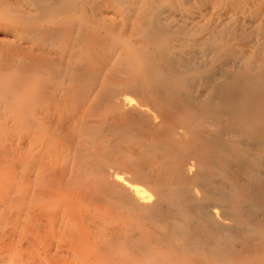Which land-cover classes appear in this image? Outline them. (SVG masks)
<instances>
[{
  "label": "bare ground",
  "instance_id": "6f19581e",
  "mask_svg": "<svg viewBox=\"0 0 264 264\" xmlns=\"http://www.w3.org/2000/svg\"><path fill=\"white\" fill-rule=\"evenodd\" d=\"M8 129L35 252L264 264V0H0Z\"/></svg>",
  "mask_w": 264,
  "mask_h": 264
},
{
  "label": "rangeland",
  "instance_id": "374dc122",
  "mask_svg": "<svg viewBox=\"0 0 264 264\" xmlns=\"http://www.w3.org/2000/svg\"><path fill=\"white\" fill-rule=\"evenodd\" d=\"M7 136V147L12 148L10 154L5 156V159L0 157V188L10 190L13 196V192L15 191L14 181H15V163L13 157V149L15 148V133L8 129ZM11 130V131H10ZM2 141L4 139L2 138ZM0 144H1V136H0ZM1 151V148H0ZM1 156V155H0ZM9 166V167H8ZM3 190H0L2 193ZM4 202L2 200V205H0V264H63V260H65V255L68 254V259H76L73 251L68 253H64V255H54V257H60L56 260V263L53 256H48L43 253V251L35 252L32 247V239L28 233H23L20 230H17L16 222H15V212L12 202ZM8 204V206H7ZM6 205V206H5ZM14 212V213H13ZM20 231V232H19ZM15 232V233H14ZM22 234V235H21ZM30 237V238H29ZM29 239V240H28ZM28 241V242H27ZM26 242V244H25ZM45 242L42 241V245L39 246L40 249L43 250V244ZM52 243V242H50ZM28 244V245H27ZM32 251V252H31ZM63 257H62V256ZM67 256V255H66ZM53 259H52V258ZM55 257V258H56ZM72 261V260H71ZM59 262V263H58Z\"/></svg>",
  "mask_w": 264,
  "mask_h": 264
}]
</instances>
